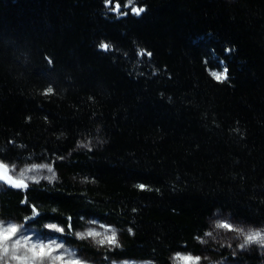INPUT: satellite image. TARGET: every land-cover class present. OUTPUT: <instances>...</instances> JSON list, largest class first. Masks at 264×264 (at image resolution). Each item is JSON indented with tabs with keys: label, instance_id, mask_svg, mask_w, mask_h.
<instances>
[{
	"label": "trees",
	"instance_id": "trees-1",
	"mask_svg": "<svg viewBox=\"0 0 264 264\" xmlns=\"http://www.w3.org/2000/svg\"><path fill=\"white\" fill-rule=\"evenodd\" d=\"M127 3L0 0V160L27 185L0 183V218L103 264H264L208 236L264 235V0ZM91 219L114 246L78 238Z\"/></svg>",
	"mask_w": 264,
	"mask_h": 264
},
{
	"label": "rangeland",
	"instance_id": "rangeland-1",
	"mask_svg": "<svg viewBox=\"0 0 264 264\" xmlns=\"http://www.w3.org/2000/svg\"><path fill=\"white\" fill-rule=\"evenodd\" d=\"M1 161V160H0ZM3 162V161H2ZM6 164V163H5ZM7 165V164H6ZM44 173V169L34 171V177H39ZM52 224V223H48ZM47 224V225H48ZM228 224L229 228L220 227V225ZM0 225L3 226L4 229L9 228L13 225L17 227L16 234L7 241V247H8V255L5 256L3 252V247H0V264H67V262L71 260H77L79 261V264H103L104 262H94L90 259H88L82 252H80L78 249H76L73 246H69L62 237L55 234V231H59L61 229L58 225L57 228L53 229L50 227H47L46 225V232L42 233L40 230H38L36 227L33 226H27L20 224L13 220H4L0 218ZM211 228L210 231L211 235L209 236V240L213 242H218V240H221L223 244H227V246H232L234 241H237V239L241 240L244 239L243 236L240 235L241 228H238L233 224L229 219L223 217V216H216L213 218V221L211 222ZM97 231L101 233V236L99 237H87L90 242H92L94 245L96 239H104L106 236H111L112 231H115V229L108 223L99 221L97 219H91L89 220L85 226L78 230V232H85V231ZM2 231V229H0ZM243 231V230H242ZM244 233H248L246 231H243ZM116 234V231H115ZM263 235V234H262ZM20 239L22 241V244L19 248L16 249V254L18 256L23 257L24 253L27 252L28 259H14L12 256L13 252V245L15 243V240ZM115 239L117 241V234L115 236ZM28 241V247L25 248L23 246V241ZM53 241H55L56 244H63V248H56L54 245L52 247V250L50 252V255L48 254L49 250L46 248L44 250L45 254L42 256H37L35 253L29 251L31 248V245L35 244L37 245L36 252L39 253L41 250L39 248L40 244H52ZM116 244V243H115ZM115 244H109L104 243L100 245H96L98 247H105L109 248L114 246ZM258 244V243H257ZM261 249L264 251V245L258 244ZM69 253H73L72 256L69 255ZM178 256H190L187 253H180L177 254L174 257V264H189V262L180 261L177 259ZM60 257H63V259H59ZM110 264H156L152 261H135L130 259H122V260H116L111 261ZM192 264H195V259L193 258Z\"/></svg>",
	"mask_w": 264,
	"mask_h": 264
},
{
	"label": "snow or ice",
	"instance_id": "snow-or-ice-1",
	"mask_svg": "<svg viewBox=\"0 0 264 264\" xmlns=\"http://www.w3.org/2000/svg\"><path fill=\"white\" fill-rule=\"evenodd\" d=\"M111 2V0H109V3ZM133 4V0H128V3L126 5V7L131 6ZM132 12H134L135 14L139 15L144 9L142 7H132ZM115 11L119 12L120 11V5L119 3H117L115 5ZM127 12L122 13V15H127ZM102 47L107 50L108 49V45L107 44H103ZM148 55L150 56L151 53H148ZM211 75L217 79V80H224L227 79V69L224 70V73H217V72H212ZM51 91V89H49V92ZM38 167H46L45 166H38ZM49 171H51V169H49ZM23 172L20 173V175L22 176ZM0 179L6 180L9 183L13 184L15 187L17 188H21V187H27L26 184L23 183L22 180H13L11 176L8 175V168L7 165L0 163ZM139 187L141 189L144 188V185H139ZM50 228H57L56 225H49ZM220 227H224V228H229L230 226L228 224H224V225H220ZM0 229H2V231H0V247H3V252L4 255L7 256L8 255V247H7V241L10 240L17 232V228L13 226L4 229L2 225H0ZM59 231H63V229H59ZM208 235H211V233H208ZM240 235L244 237L243 239V243H241L239 245V247L244 248L245 246H247L248 244L252 243V242H256L258 244L264 245V235H261L260 232H248V233H244L242 230L240 232ZM87 236L89 237H99L101 236L100 232L97 231H89L87 233ZM115 231H112L111 236H106L104 239L100 240V244H104V243H109V244H115L116 243V239H115ZM22 244V241L20 239L15 240V243L13 245V252H12V256L14 259H25L27 260L28 254L27 252L24 253L23 257L18 256L16 254V249L19 248ZM23 246L25 248L28 247V241L25 240L23 241ZM36 248L37 245L33 244L31 245V248L29 249V251L35 253V255L37 256H42L45 254L44 250L47 248L49 250L48 254L50 255V252L54 249H52V247H45L43 244L39 245L40 248V252L37 253L36 252ZM178 260L180 261H185V262H189V264H192L193 262V258L191 256H178L177 257ZM199 262V257L195 258V264H198Z\"/></svg>",
	"mask_w": 264,
	"mask_h": 264
},
{
	"label": "clouds",
	"instance_id": "clouds-1",
	"mask_svg": "<svg viewBox=\"0 0 264 264\" xmlns=\"http://www.w3.org/2000/svg\"><path fill=\"white\" fill-rule=\"evenodd\" d=\"M24 175V173L22 174V176ZM52 179H55V177H52ZM49 225H55L54 223H52V224H48L47 225V227H49ZM14 227L15 228H17L15 225H14ZM89 231H85V232H78L77 233V236H78V238H80V239H85V238H87V237H89V236H87V233H88ZM95 238V237H94ZM100 240L101 239H96L95 240V244L96 245H100ZM45 247H53V245L56 247V248H63L64 247V245L63 244H56L55 243V241H53V243L52 244H48V245H45V244H43ZM69 255L70 256H72L73 255V253H69ZM59 259H63V257H60ZM67 264H79V261H77V260H69L68 262H67Z\"/></svg>",
	"mask_w": 264,
	"mask_h": 264
},
{
	"label": "water",
	"instance_id": "water-1",
	"mask_svg": "<svg viewBox=\"0 0 264 264\" xmlns=\"http://www.w3.org/2000/svg\"><path fill=\"white\" fill-rule=\"evenodd\" d=\"M0 163L5 164V163L2 162V161H0ZM5 165H6V164H5ZM7 168H8V175L11 176L13 180H17V179H15V178L11 175L8 165H7ZM22 181H23V180H22ZM0 183L6 185V186H7L8 188H10V189H21V188H24V187L17 188V187H15L13 184H11V183H9L8 181L3 180V179H0ZM23 183L26 184L25 181H23Z\"/></svg>",
	"mask_w": 264,
	"mask_h": 264
}]
</instances>
